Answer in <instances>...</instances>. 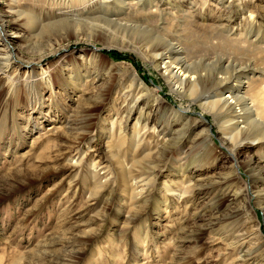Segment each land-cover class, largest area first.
Listing matches in <instances>:
<instances>
[{
  "label": "rangeland",
  "instance_id": "rangeland-1",
  "mask_svg": "<svg viewBox=\"0 0 264 264\" xmlns=\"http://www.w3.org/2000/svg\"><path fill=\"white\" fill-rule=\"evenodd\" d=\"M149 7L0 0V264H264V140L235 149L124 28L169 18L170 41L226 53L214 35H243L261 65L264 0Z\"/></svg>",
  "mask_w": 264,
  "mask_h": 264
},
{
  "label": "bare ground",
  "instance_id": "bare-ground-1",
  "mask_svg": "<svg viewBox=\"0 0 264 264\" xmlns=\"http://www.w3.org/2000/svg\"><path fill=\"white\" fill-rule=\"evenodd\" d=\"M148 1L121 0V4L127 7L131 14L135 13V15L140 11H145L146 4L150 5L149 9L146 10L148 13L160 9L161 0ZM153 5L157 7L152 9ZM185 15V17H179V19H182L180 25H193L196 21L191 19L193 15H187V13ZM160 16L164 19L163 13ZM167 19L161 22L166 23V25L153 21L151 28H144L146 25L144 27L137 25L125 26L124 28L136 32L135 34L139 33L141 36L139 43L141 44L138 47L149 53L150 62L156 68L162 70V75L174 92L196 101L203 100L204 107L213 111L216 115L228 117L229 129L235 130V134L231 139L235 149L241 145L242 140L250 138L264 140V60L260 65L258 64V61H260L258 57L249 56V53L254 55L257 53L256 50L259 49L258 42L249 40L246 36L244 38L243 35L240 37L231 36L232 34L225 35L221 30V32L219 31L220 36L214 35L212 43L218 45L216 42L218 40L221 44L226 43L228 46L235 47L229 48V53L224 52L223 49L221 51L217 50L221 52L217 54L215 50L201 51L193 47L188 48L187 41L191 36L196 35L195 31L193 32V29L190 28L187 35L181 34V31H176L173 39L177 41L172 42L165 37L167 33H164L167 31V24L170 23V19ZM116 24L122 25L118 22ZM152 30L158 32H152ZM183 42L185 45H182ZM261 48L264 50V47ZM3 69V73H5L11 68L7 65ZM242 75L250 79L249 86L244 94H240L242 89L245 88L243 85L232 84L234 79ZM226 88L229 89V93L224 97L222 91ZM211 97L217 98L210 99ZM134 107L131 108V111ZM254 135L256 136L253 137ZM232 151L234 153L235 150Z\"/></svg>",
  "mask_w": 264,
  "mask_h": 264
}]
</instances>
